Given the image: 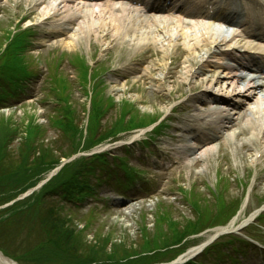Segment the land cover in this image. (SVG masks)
<instances>
[{"label":"rangeland","instance_id":"obj_1","mask_svg":"<svg viewBox=\"0 0 264 264\" xmlns=\"http://www.w3.org/2000/svg\"><path fill=\"white\" fill-rule=\"evenodd\" d=\"M49 1L0 0V67L4 72L12 69V65L22 62L30 72H36L16 99L7 97L3 105H0V148L17 153L23 140H31L37 136L38 138L30 141L35 145L31 148V152L35 153L31 158L38 160L40 154H49L56 148L66 151L68 141L64 140L60 122L66 120L68 116H72L80 125L82 123L78 128L77 136L82 135L83 144L90 132L87 120H91V116L97 110L94 106H89V102L94 98H97V101L108 99L104 106L100 105L98 108L101 111L104 108V112H108L102 120V129L110 126L115 116L122 118L126 126L132 122H140L144 117L150 125H138L130 131L122 129L116 134V141L108 137L93 147L79 150L74 155V158L78 159L91 157L93 154H105L110 155V162L115 163H120L115 156L127 155V163L143 174L142 180H136L129 190L121 191L119 185L114 182L115 179L108 180L110 172L115 168L114 164L105 166L97 162L88 179L91 188L87 187V190L92 189L99 193L95 200L86 198L75 202L76 206L61 202L57 196L49 195L46 200L55 202L60 208L63 207L64 215L73 219L74 227L80 229L78 235L88 245L98 246L101 249L102 240L108 238L110 242L104 250L109 255L111 244H124L125 247H133L135 250L148 249L142 252V255L132 256L128 260H111L107 256L108 260L104 262L110 264H149L150 259H141L156 251L153 254L157 262L159 261L156 264H165L176 254L184 255L198 246L211 234V230H215L214 228L227 225L233 220L238 228L229 232L230 235L246 238L250 234L259 243L264 244V221L261 226H255L254 231L241 228L242 221L249 219L254 211L264 206V152L262 155L258 153L263 150L264 145L255 140V136L253 137L245 128L249 116L254 117L251 111L248 115L247 112L243 113L245 117H238L235 123L229 124L228 128L224 129L225 136L205 147H202L203 142L200 139L191 138L190 131L200 133L197 129L188 126L186 130L177 132L184 119L194 116L193 103L189 112L180 115V120H170L167 117L172 107H178L184 101V97L180 98L178 91L171 92L174 84L179 81L185 89L193 85L194 91L198 94L205 86L207 88L211 86L209 84L211 78L215 77V70L205 69V72L188 76L185 63L187 54L183 46L173 45L169 50L164 51L160 47V40L154 37L153 34L159 32L158 22H152L149 27L153 41L146 44L142 50L135 52V45L132 42L114 40V32L109 25L105 26L104 20L94 21L93 26L89 21L81 24L79 22L85 17L80 14L76 21L65 23L67 19L61 18L59 11L49 6ZM71 4L76 5L75 2ZM101 7L107 10L105 15L109 14L108 9L110 12L111 9L116 8L113 4H103ZM83 8L84 12L91 7ZM47 11L48 15L55 13V16L46 18ZM19 19L21 21L15 25L13 22H18ZM166 20L175 22V20ZM14 26L17 31L19 28H23L22 30L25 27L30 28L28 44L25 42L24 33L18 36L15 46L14 43L7 44V36ZM6 32H8L7 36ZM154 38L159 45H155ZM6 46L9 47L3 52ZM148 54L146 63L137 62ZM208 60L216 59L212 57ZM162 66L164 67L161 68ZM167 67L170 68V73L163 77ZM128 71L133 73L130 74ZM94 75H98L96 80L93 79ZM58 78L62 80V84ZM206 79L209 81L207 82ZM224 80L225 78L221 82ZM228 82L222 84V87ZM218 84L215 82L212 85L219 88ZM93 87H96L98 93L92 94ZM57 94L60 95V99L56 97ZM63 98L67 99L64 104L54 103ZM256 99L249 103H253ZM261 99L264 100V97ZM244 103L246 105L248 101ZM206 105H203L204 110L201 113L208 114L214 111L212 105ZM163 118L166 119L167 125L162 128L161 134L156 136L157 141L154 146L160 148L158 151L161 153L165 150L169 151L167 161L162 158L157 162L159 156L154 154L149 160H144L146 152L139 150L142 140L149 138L158 130L157 128L152 131L151 127ZM2 120L8 122L7 126L1 124ZM39 128L40 133L34 135L33 131ZM103 134L102 131L96 138ZM5 141L14 143L11 146L5 145ZM250 141H254V146ZM130 142L135 143L128 149L122 147ZM189 145L193 146V151L190 150ZM184 146L191 155L180 156L182 153L179 151L183 150ZM61 160L67 161L65 158ZM172 161H177V164L167 168ZM31 171L36 172V170ZM50 173V169L38 173L39 185L36 191L41 192L43 186L40 181L45 180ZM94 175L99 176L103 181L100 186ZM10 182L0 177V203L8 198V194L11 193L9 191H12ZM161 185L164 186L159 192L158 187ZM146 186L150 188L149 194L157 190L147 201L143 200L147 196L143 189ZM54 187L58 186L54 184ZM54 192L63 195L59 188ZM118 195L125 196L128 203L122 204L116 201L114 198H118ZM18 197L20 194L6 202L7 207L4 208H10L13 205L11 202L18 201ZM165 208L169 212L170 222L159 227L155 225V218L163 213ZM234 214L236 215L225 223L227 216ZM206 220L208 223H200L199 231L183 236L177 245L159 248L160 244L169 242L173 238L177 229L186 230L195 226L198 221ZM207 225L212 227L209 228ZM198 228L197 226L196 229ZM15 236L16 239L8 240L7 244L13 253L20 254L18 256H21V260L26 264H49L56 255L54 246L49 242L34 246L39 237L28 226L20 228ZM239 245L244 247L243 250L234 252L233 248H238ZM36 247H39L37 251ZM232 247L228 245L222 248L227 251L226 254L235 257V261H231L229 255L225 254L222 260L216 261L218 254L213 251L210 253L208 251L202 260L221 264H264V255L256 254L255 246H243L236 240L232 243ZM257 247L262 248V245L259 244ZM22 252L24 253L21 254ZM189 262L185 264H191Z\"/></svg>","mask_w":264,"mask_h":264},{"label":"trees","instance_id":"obj_2","mask_svg":"<svg viewBox=\"0 0 264 264\" xmlns=\"http://www.w3.org/2000/svg\"><path fill=\"white\" fill-rule=\"evenodd\" d=\"M99 106L100 104L94 105V109L97 110L94 111V115L90 118L89 136L85 139L83 144L81 142L82 135L80 137L77 136L80 123L74 120L72 116H68L66 120L60 122L62 124L60 130L64 140L68 141L66 151L56 148L55 151L49 154H40L41 157L38 160L31 158L35 155V153L31 152V148H34L35 145L34 143L31 144L30 141L34 140L37 136L31 140H23L17 153L9 150L5 152L4 150L6 149L1 147L0 177H4L6 180L11 181L9 185L12 184V191H9L11 193L8 194L9 197L4 199L2 203L15 198L28 187L33 186L38 181V173L40 172L41 174L53 168L60 162L61 158H68L79 150H85L104 139L108 134H103L96 138L99 134V128H97V126L99 125L100 117L103 115L104 111V108L103 111L99 110ZM7 123L8 122L4 120L1 122V124H5L6 126ZM39 133L40 128L33 131L34 135ZM8 142L9 141H5L4 144ZM105 161L106 156L104 154L74 159L70 163L65 164L61 170L43 186L41 192L36 191L32 195L16 201L10 208L0 209V249L6 255L14 258L19 264H26L21 260V256H18L20 254L11 251L7 241L16 239L15 235L17 231L20 228L28 226L30 230L35 231L39 237V240L35 242L34 246H40L43 242H49L54 246L56 255L53 256L49 264H81L82 262H86L87 264H110L104 261L108 259L128 260L132 256L136 257V255H142V252L146 251L147 248L135 250L133 247H125L124 244H111L112 249L109 255L104 250L107 243L110 242L108 238L104 241L102 240L101 249L98 246L88 245L87 242L83 241L78 235L80 229L74 227L75 224L73 223V219L64 215L62 211L63 208H60L59 205L53 201L46 200L49 195L56 196L60 194L54 192L57 188L68 198H82L81 196L85 197L92 194L94 192L92 189L87 190V187L88 189L91 188V183L88 179H90L91 173L96 168L95 163L99 162V164H104ZM31 170H36V172ZM94 176L97 177L98 180V176ZM21 180L22 182L20 183ZM54 184L58 187L55 188ZM7 212L9 213L6 214ZM169 217L168 211H163L162 214L158 215L155 225L157 224L160 227L162 224H168L170 222ZM229 217L230 216H227V220ZM207 221L208 220L203 222L198 221L195 226L187 228L186 230L177 229L173 238L169 242L160 244L159 248L178 244L183 236L199 231L200 223L205 224L208 223ZM197 226L199 227L198 229H196ZM27 245L29 244L27 243ZM216 245L221 246L222 244L219 242ZM38 248L39 247H36V251ZM153 254L145 256L141 260L150 259L151 262L149 264H154L157 262V259ZM35 255L37 256V254ZM107 256H109L108 259H106ZM199 261V259H195L192 262L194 264H205Z\"/></svg>","mask_w":264,"mask_h":264},{"label":"bare ground","instance_id":"obj_3","mask_svg":"<svg viewBox=\"0 0 264 264\" xmlns=\"http://www.w3.org/2000/svg\"><path fill=\"white\" fill-rule=\"evenodd\" d=\"M68 2V4H67ZM70 0H50L49 6L53 9H57L59 11V14H61V18L67 19L65 23L69 21H74L80 14H83L84 19H82L83 23L85 21H89V23H92L91 26H93L95 23L94 21L98 20H104L105 26H108L113 30L114 37L118 42H132L135 45V52H138L144 48V46L148 43H151L153 40L151 38L152 35L149 34L150 31V22L140 19L139 17H135L132 15L127 9H116L113 8L109 12L108 9V15L107 10L105 8H102L101 6H92L91 8H87L84 12V8L81 6H74L69 4ZM98 10H95V9ZM46 15L49 14V12H45ZM105 15V16H104ZM55 13L52 15H48L46 18L54 17ZM76 21V20H75ZM158 22V28L159 32H156L154 37H156L158 40H160V47L164 51L169 50L173 45L177 47V45H182L183 49L186 51L187 57L185 59V63L187 64L188 71L190 73H197L200 70H203L205 67H212L208 64H202L204 61H207V58L213 54L217 55H231L234 54L236 50H240V45L238 43H241L242 47L249 49L252 48V43L246 42L244 39H239V37L236 35L237 32H232L231 30H224L222 28H219L218 26L212 25L210 23H202V22H196L190 24V26L185 25V23L182 22H167L165 19H159ZM171 23V24H170ZM80 24V25H81ZM98 25V24H96ZM249 26L250 24L247 23ZM87 29V27H86ZM154 38L155 45H159L157 39ZM180 39V40H179ZM227 40H230L233 42V44L236 47L232 48V52L224 51L222 48L220 49V43L226 42ZM254 48V47H253ZM166 63V62H163ZM202 64V65H201ZM162 66L161 68H163ZM224 67H218L220 71L216 72L214 75V78H211L210 84H214L215 82H218L219 85L221 83V80L225 78V80H229V77H227V74H223L222 70ZM228 68V66H227ZM170 73V69L167 67L165 71L164 77H166ZM231 79V77H230ZM208 82L209 79H206ZM233 84L234 78L230 80ZM228 82L231 83V82ZM176 83V80L174 81ZM238 83V81H236ZM242 88L244 91L252 92L256 88L251 90V86L248 84L243 85ZM258 88V87H257ZM193 89V87H190V90ZM178 91L179 93H184L185 89L183 87V84L178 81V83L175 85L171 91ZM224 90V88H222ZM250 90V91H249ZM203 93H209V96L213 98L214 100H220L221 97L218 96V94L207 87H205L202 90ZM237 95H239L237 93ZM249 94H245L244 92H240V96L244 97ZM192 97H189L191 99ZM256 99V98H255ZM213 103V101L211 102ZM199 105H197L198 107ZM190 106L187 103H184L182 109H189ZM197 111V110H196ZM249 111H251V115L253 114L254 117L249 116L247 120H249L246 129L249 130L251 135L253 137L255 136V140H258L259 143L264 145V100L261 98H257L253 103L249 105ZM200 116H208V119L206 122H204L205 126L208 125V128H216L218 126H222L219 124V120L224 122L223 120V113L215 112L208 114H201L198 113ZM207 127V126H206ZM257 137V139H256ZM251 142V141H250ZM251 145L254 146V141L251 142ZM263 150L260 153L264 152V146L262 148ZM235 226V222L232 221L229 226H227L224 229L233 228ZM220 231V229H216V231ZM202 245V244H201ZM201 245H198L197 247L190 249L184 257H187L194 253L196 249L200 248ZM0 264H17L10 260L9 258L5 257L0 252Z\"/></svg>","mask_w":264,"mask_h":264}]
</instances>
